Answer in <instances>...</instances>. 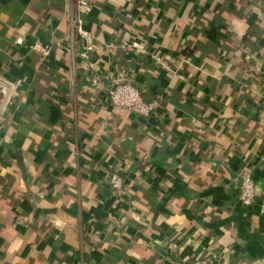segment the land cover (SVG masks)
Instances as JSON below:
<instances>
[{"label": "crops", "instance_id": "1", "mask_svg": "<svg viewBox=\"0 0 264 264\" xmlns=\"http://www.w3.org/2000/svg\"><path fill=\"white\" fill-rule=\"evenodd\" d=\"M74 1L0 0V264H264V0H89L98 84Z\"/></svg>", "mask_w": 264, "mask_h": 264}, {"label": "built area", "instance_id": "2", "mask_svg": "<svg viewBox=\"0 0 264 264\" xmlns=\"http://www.w3.org/2000/svg\"><path fill=\"white\" fill-rule=\"evenodd\" d=\"M75 9L70 15V24L72 33L75 38L83 42V50L81 56L87 60V67L92 71V81L95 84L99 83L98 71L101 68L103 58L93 57V52L96 47V38L92 32L85 27L86 16L91 11L89 0H75ZM133 47H137V43H132ZM48 45L43 46L44 53L49 52ZM157 58V57H156ZM159 59V58H157ZM0 93L5 96L11 94L10 84L0 79ZM111 103L120 108H124L135 112L138 115L150 116L157 111L161 105V97L146 100L140 90L131 82H118L113 85L108 91ZM109 184L116 200L123 199L128 191L125 186L124 176L118 171H112L109 175ZM257 198V188L255 181L249 169L242 173V182L239 191V201L244 206L252 205ZM195 264H211L209 260H201Z\"/></svg>", "mask_w": 264, "mask_h": 264}, {"label": "trees", "instance_id": "3", "mask_svg": "<svg viewBox=\"0 0 264 264\" xmlns=\"http://www.w3.org/2000/svg\"><path fill=\"white\" fill-rule=\"evenodd\" d=\"M262 43H263V45H264V39H263Z\"/></svg>", "mask_w": 264, "mask_h": 264}]
</instances>
